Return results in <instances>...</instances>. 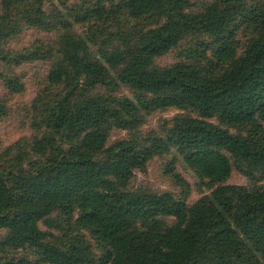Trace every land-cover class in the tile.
I'll return each instance as SVG.
<instances>
[{
	"label": "trees",
	"instance_id": "1",
	"mask_svg": "<svg viewBox=\"0 0 264 264\" xmlns=\"http://www.w3.org/2000/svg\"><path fill=\"white\" fill-rule=\"evenodd\" d=\"M45 1L0 2L6 88H22L16 68L49 63L31 139L0 154V264H264V1L213 0L194 13L191 0H81L74 22ZM149 17L160 24L141 26ZM112 20L133 28L99 57L91 46ZM25 29L51 38L10 50ZM193 36L211 40L212 56L156 65ZM121 88L133 98L116 97ZM167 110L184 114L162 136L139 133ZM113 131L128 136L108 145ZM171 152L210 190L190 206L173 167L180 198L133 186ZM233 168L249 187L227 184Z\"/></svg>",
	"mask_w": 264,
	"mask_h": 264
},
{
	"label": "rangeland",
	"instance_id": "2",
	"mask_svg": "<svg viewBox=\"0 0 264 264\" xmlns=\"http://www.w3.org/2000/svg\"><path fill=\"white\" fill-rule=\"evenodd\" d=\"M118 1L119 0H106L104 4L109 8L110 2L117 4ZM247 1L248 6H253L259 0ZM212 2L213 0H191V11L194 13L200 12L205 6ZM81 3V0H46L44 3V10L47 12L50 10H57L65 16L66 20L74 22V18L71 17L70 14L76 10H80L79 7H81ZM108 23L110 25H107V27L100 26L101 32L96 33V43L94 46H91L92 52L99 57L104 52H110L120 47L123 43L122 38H127L133 28V24L126 21H123L120 25L113 20ZM140 24L141 26H147V28H154L160 24V21L156 18L149 17L143 19ZM73 29L77 34L90 37L88 25L80 26L75 24ZM246 36L247 33L244 28L237 33L236 39L241 46L246 43ZM48 38L51 37L35 30L25 29L21 35L9 42L8 48L19 52L29 49L36 42H44L48 40ZM211 49L212 42L209 38L201 36L189 37L176 49L158 58L156 60V65L164 68L180 62H194L191 58L192 56H212ZM48 69V62L39 61L24 64L13 70L14 79L18 80L19 84L22 86V88L16 92H10L0 79V154H3L6 149L19 141H29L31 139L33 134L30 129L31 106L36 95L44 86ZM0 72L9 75L1 66ZM115 96L118 98H133L131 92L126 88H121ZM179 114L184 113L176 110H167L165 112L152 114L146 118L145 125L141 128L139 133L145 134L150 131H155L162 136L164 128L163 123ZM213 123L217 124L218 122L214 120ZM231 132L236 133L237 130L231 129ZM127 136L128 134L126 132L113 131L109 138L108 145L126 139ZM171 167H173L174 172L189 186L190 193L186 201L188 206L210 193V190L201 185L194 174L184 165L182 159L174 152H171L168 156L153 160L148 165L145 174L137 173L133 186L135 188H148L157 193H170L172 196L180 198L183 196V191L176 183L173 174L169 172ZM227 184L243 187L250 186L247 178L240 174L235 168L232 169ZM3 237L4 233L1 232L0 241ZM86 238L90 240L89 236H86ZM16 257H21V255L16 254Z\"/></svg>",
	"mask_w": 264,
	"mask_h": 264
}]
</instances>
